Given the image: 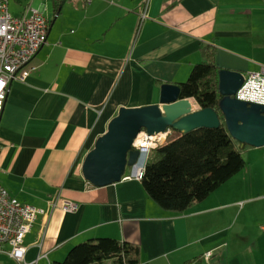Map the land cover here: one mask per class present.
Masks as SVG:
<instances>
[{
    "label": "crops",
    "instance_id": "obj_1",
    "mask_svg": "<svg viewBox=\"0 0 264 264\" xmlns=\"http://www.w3.org/2000/svg\"><path fill=\"white\" fill-rule=\"evenodd\" d=\"M142 1L52 3L46 43L10 81L0 114V183L48 221L40 242L21 259L1 251L0 264H52L100 236L138 244L135 264H264V145L245 148L244 166L182 211L159 205L140 179L96 186L82 175L118 107L158 101L161 83L185 80L202 48L219 68L264 64V0H149L139 24Z\"/></svg>",
    "mask_w": 264,
    "mask_h": 264
},
{
    "label": "trees",
    "instance_id": "obj_2",
    "mask_svg": "<svg viewBox=\"0 0 264 264\" xmlns=\"http://www.w3.org/2000/svg\"><path fill=\"white\" fill-rule=\"evenodd\" d=\"M55 9L61 0H52ZM203 60L178 82L180 96H192L201 107L218 108V70L213 48H202ZM219 112V110H218ZM215 127L182 132L171 128L166 139L149 150L140 178L145 191L164 208L182 211L205 198L239 171L245 159L239 142L228 132L222 114ZM138 244L111 236L89 238L72 245L52 264H135Z\"/></svg>",
    "mask_w": 264,
    "mask_h": 264
},
{
    "label": "water",
    "instance_id": "obj_3",
    "mask_svg": "<svg viewBox=\"0 0 264 264\" xmlns=\"http://www.w3.org/2000/svg\"><path fill=\"white\" fill-rule=\"evenodd\" d=\"M242 81L240 70H218V108L201 107L192 96L181 97L179 85L173 82L161 83L158 101L119 106L85 153L80 166L83 177L96 186L119 181L126 167H135L143 155L133 146L140 130L155 134L168 128L186 132L199 126L215 127L220 124L219 112L241 146L264 145V104L234 96Z\"/></svg>",
    "mask_w": 264,
    "mask_h": 264
},
{
    "label": "built area",
    "instance_id": "obj_4",
    "mask_svg": "<svg viewBox=\"0 0 264 264\" xmlns=\"http://www.w3.org/2000/svg\"><path fill=\"white\" fill-rule=\"evenodd\" d=\"M149 0H143L139 11V24L148 17ZM48 19L42 10L27 7L14 15L9 9V0H0V114L9 89L10 81L24 79L32 66H26L37 51L46 43ZM239 99L264 104V64L258 69L243 72V81L234 93ZM171 128L155 134L140 130L133 146L143 153L132 174L122 178L140 179L149 150L163 142ZM65 209L74 210L77 203L67 201ZM48 213L44 208L19 201L0 183V252L21 259L26 244L31 240L40 242L44 236ZM5 244L9 249H5Z\"/></svg>",
    "mask_w": 264,
    "mask_h": 264
},
{
    "label": "rangeland",
    "instance_id": "obj_5",
    "mask_svg": "<svg viewBox=\"0 0 264 264\" xmlns=\"http://www.w3.org/2000/svg\"><path fill=\"white\" fill-rule=\"evenodd\" d=\"M42 3L46 4V7L45 9H43L42 13L47 19L51 18L50 16L52 15V0H9V9L14 15H17L21 11H25L27 7L30 6L39 7ZM249 146L251 145L245 144V146L243 147L240 144H237V147L240 149L242 154L244 153V149L245 148L247 149V147ZM142 159H143V155L139 161H141ZM131 168L132 167L127 166L126 172H130ZM9 248H10L9 245L5 244V249H9ZM0 257H8V256L3 254V252H0Z\"/></svg>",
    "mask_w": 264,
    "mask_h": 264
},
{
    "label": "bare ground",
    "instance_id": "obj_6",
    "mask_svg": "<svg viewBox=\"0 0 264 264\" xmlns=\"http://www.w3.org/2000/svg\"><path fill=\"white\" fill-rule=\"evenodd\" d=\"M139 101H140V99H139V100H138V99H136L134 102H135V103H138Z\"/></svg>",
    "mask_w": 264,
    "mask_h": 264
}]
</instances>
